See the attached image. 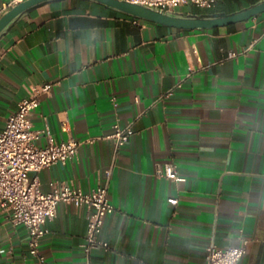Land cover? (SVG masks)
Masks as SVG:
<instances>
[{
	"label": "crops",
	"instance_id": "obj_1",
	"mask_svg": "<svg viewBox=\"0 0 264 264\" xmlns=\"http://www.w3.org/2000/svg\"><path fill=\"white\" fill-rule=\"evenodd\" d=\"M9 1L0 0V18ZM261 1L174 12L232 14ZM44 83L52 87L39 95L33 129L81 147L38 174L42 190L66 183L88 192L111 169V249L95 251L92 264H206L210 244L245 242L238 264H264V13L181 30L91 1H54L0 39V132ZM116 122L129 126L120 148L109 138ZM168 164L184 180L158 175ZM86 216V207L62 203L45 223L50 264L85 263ZM27 240L0 210V264H35Z\"/></svg>",
	"mask_w": 264,
	"mask_h": 264
},
{
	"label": "built area",
	"instance_id": "obj_2",
	"mask_svg": "<svg viewBox=\"0 0 264 264\" xmlns=\"http://www.w3.org/2000/svg\"><path fill=\"white\" fill-rule=\"evenodd\" d=\"M27 0H10L4 11ZM149 8L174 12L193 5L200 9H212L218 0H122ZM237 54L230 53L234 58ZM52 84L44 83L31 91L18 103V108L7 118L0 132V210L10 217L15 226H24L28 232L27 248L35 264H50L42 252V239L46 234L45 223L54 218L62 203L87 208V230L82 245L85 263L92 264V255L98 250H110L104 237L106 218L114 212L109 196L111 169L105 171V182L88 192L66 184L53 183L49 192L42 190L38 174L56 164H66L79 153L81 142L71 138L57 142L44 130H34L31 114L39 107L40 93L50 92ZM116 106V103H114ZM45 135V145L38 141ZM113 139L118 148L130 140L129 126L116 122ZM158 175L172 180H184L173 165L158 169ZM176 204V199L169 200ZM245 242L241 246L221 249L214 244L206 248V264H238L246 254Z\"/></svg>",
	"mask_w": 264,
	"mask_h": 264
},
{
	"label": "water",
	"instance_id": "obj_3",
	"mask_svg": "<svg viewBox=\"0 0 264 264\" xmlns=\"http://www.w3.org/2000/svg\"><path fill=\"white\" fill-rule=\"evenodd\" d=\"M62 0H27L10 10L0 18V39L6 35L15 24L31 11L42 5ZM113 8L120 13L137 20H144L181 30H209L217 27L247 21L264 13V0L232 14L205 13L185 14L179 12H165L160 9L149 8L141 4H133L122 0H86Z\"/></svg>",
	"mask_w": 264,
	"mask_h": 264
}]
</instances>
